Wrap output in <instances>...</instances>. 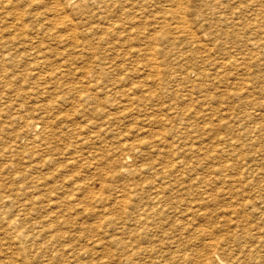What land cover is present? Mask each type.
<instances>
[{"label":"rangeland","instance_id":"rangeland-1","mask_svg":"<svg viewBox=\"0 0 264 264\" xmlns=\"http://www.w3.org/2000/svg\"><path fill=\"white\" fill-rule=\"evenodd\" d=\"M50 1L42 0L41 3L45 2L46 5L42 3L43 6H40V0H25L24 4L27 5L23 4L24 7H21L23 0H16V4L15 0L13 1L15 10L14 8L11 10L21 11L18 13L22 20L20 25L25 23L29 27L26 26L29 32H25L24 35H35V28L40 24L41 27L49 26L43 18L45 14L51 16L48 12L41 13L42 15L36 19L35 17L40 11L44 12L48 9ZM75 1L80 2V6H67L61 14L68 15L65 20H68V23L70 21V26L76 24V40L70 41L68 45L56 44V42L50 44L47 37L45 39V36H38L40 33L37 34L39 37L37 40H44L42 43L50 44L53 48L55 46L57 50L52 52L55 51L56 54L62 51L63 46L70 49V54L65 59L63 55L59 56V53L58 56L52 53L49 56L57 67L55 69L51 63L53 70L64 68V65H61L62 60L63 63L67 62L68 70L66 76L62 77L64 81L82 83L84 86L92 76L93 79L90 78L89 82L97 81L93 85L95 89L88 87L96 97L88 104L91 108L85 104H81L84 109L78 106L80 104L76 103L78 96L75 92L63 91L64 94L68 93V96L62 91L61 94L56 90L54 92L51 89L53 79H50L52 82L49 86V80L45 81L49 78H43L46 76L43 71H51V66H44L43 69L36 71L31 69L25 64H29L28 62L34 59L33 54L24 55V50L20 46L14 50L16 55L13 54L8 60L5 59L4 70L1 69V71L7 70L6 73L9 75L13 71L10 76L12 78H4L0 71V182L3 184V188L0 189L2 194L0 201H4V203L0 202V264H96V262L97 264H130L129 262L135 264V260L140 264L138 260L140 257H137L138 250L139 246L144 245L146 249L143 254L146 255L147 252V256L153 261L152 264H170V261L173 264L175 262L179 264L178 261L180 264H204L200 263L201 261L206 264H217L212 255H207L206 259L200 258V254H205L209 250L208 246L203 244L207 239H204L205 236L213 238L211 240L217 242V246L219 244L214 251L216 255L222 257L225 264H264V0H168L169 2L114 0L106 9H103L102 4L97 1H89L88 4H85L84 0ZM165 1L167 3L164 4ZM187 5L190 6L189 9L193 6L190 11ZM38 6L44 10H40ZM124 7L126 11H122ZM187 9L189 14H186ZM147 11L152 12L149 14ZM158 12L162 13L158 14L159 19H157ZM101 17L106 19L105 22ZM179 17L186 21L187 29L182 31L178 27V30L175 28V31H170L176 21L180 20ZM167 22H173L172 27L169 28ZM102 23L107 30L103 29ZM161 23L169 28L163 29L165 30L163 33L162 29L159 30ZM5 25L3 23L0 27ZM153 26V29L150 28ZM61 28L60 32L65 33L67 29ZM168 30L169 35L166 34ZM3 33L8 36L13 35H11L12 30H5ZM165 35L171 38L170 42L166 43ZM147 37L152 38V42ZM42 43L39 44L41 47L46 46ZM20 48L22 52L19 51ZM112 48L114 49L111 50ZM110 57L113 58L109 59ZM12 61L15 64H11ZM23 61L25 64H22ZM32 62L33 60L30 64ZM111 68L114 75L111 73ZM28 70L30 74L29 77L24 78L25 82L23 78L14 77L16 73ZM102 72L106 77L112 76L106 79ZM33 74L38 76L34 77ZM98 77H102V81L99 82ZM4 80L9 82L4 84ZM45 84L48 86H43ZM40 86H43L42 90L47 89L46 94L40 91ZM187 87H192L193 91ZM184 88H187V91ZM96 89L101 90L96 91ZM19 94L24 97L23 100L17 97ZM58 94L63 97L59 95L61 98L57 101ZM64 98H67L66 101ZM100 98L102 101L98 100ZM104 98L107 99L106 104ZM15 101L20 102L17 106L11 107L13 104H9ZM34 103L46 105L45 109L43 107L41 111L40 109L33 111L31 105ZM64 105L67 107L65 108ZM99 107L101 110L98 109ZM85 108L87 110L89 108V111H84ZM70 111L72 113H69ZM39 112L45 115L48 113L46 118L53 129L58 131H53L54 135L48 136L49 145H52L51 150L47 146L42 149L41 146L31 147L38 143L37 138H34L37 130L26 127L40 120ZM67 113L70 117H67ZM14 115L19 116H17L19 122L17 119H12ZM88 117L89 121L92 119L91 122L95 124L92 128L86 120ZM82 119L85 121L83 122ZM106 119L107 122L98 127L99 123ZM73 123L76 126L75 130L68 128L69 124ZM15 138L17 139L14 140ZM29 138L36 140V143H31ZM232 140L233 142L236 140L235 146L229 144ZM25 143H30L31 146H25ZM73 144L77 145L74 147ZM188 144L191 145L187 147ZM70 145L74 151L69 150L72 148ZM184 146L186 150H181ZM192 146L195 148L192 150L193 153L188 152L192 156L183 153ZM53 148H56V151ZM36 149H40L37 150L38 154L43 153L45 157L42 158L41 154L33 155L31 152ZM52 151L55 153L51 155ZM219 151L226 155H221ZM56 153L58 156L55 155ZM73 153L75 155H72ZM196 154L202 159L207 155H218L213 160H205L206 163L204 159L200 162H197L196 158L193 160ZM68 155L69 157L66 158ZM84 155L88 158H84L86 157ZM46 158L51 160L44 161ZM35 159L40 160L35 162L33 161ZM201 170L204 174H208V177L202 174ZM182 173L183 176H180ZM211 174L216 178H211ZM165 178L169 181L174 178L175 182H178L176 184L172 181L174 185L171 183L169 185L163 182L162 179ZM206 178L211 180L210 188H207L208 185L203 187V184L209 183ZM203 179L206 181L204 182ZM183 185H188L189 188L186 189ZM204 188L206 193L203 191ZM162 189L169 192H163ZM158 192L165 196L158 197L160 195ZM209 198L215 199V203L207 205L201 200ZM48 201L56 204H51L52 202L49 204ZM142 213L146 217L145 225H141ZM185 226L188 227L186 230ZM174 227L177 229H173ZM140 228L145 230L141 242L138 240ZM17 231L20 233L18 234ZM174 231H177V234ZM175 235L176 237L172 238ZM175 243L178 246L179 243L181 244L179 247L183 248L188 257L186 262L181 261L180 258L168 260L172 254L171 249L176 247ZM160 246L165 251L168 248L169 250L165 252ZM63 248L65 251L62 250ZM154 250L158 253L163 252L158 255ZM69 251L71 254L68 253ZM180 251L179 253H182ZM55 253L54 258L57 261L53 258ZM127 254L130 259L124 258ZM198 254L200 256L197 259ZM157 257H161L160 260L163 259L164 262Z\"/></svg>","mask_w":264,"mask_h":264},{"label":"bare ground","instance_id":"bare-ground-1","mask_svg":"<svg viewBox=\"0 0 264 264\" xmlns=\"http://www.w3.org/2000/svg\"><path fill=\"white\" fill-rule=\"evenodd\" d=\"M14 0H0V26L1 25H3V23H4V25H5V22H7L6 23V25L5 26H2V27H0V71H1V69L2 70H4V62H5V59H7L8 60V57H11V56H13V54H15L14 53V50H16L17 49V47H22V49L24 50L23 51V54L25 55V54H27V55H31V53L33 54L32 55V57L34 58V59H32L33 60V62L30 64V62L32 61H30V62H28L29 64H25V62L23 61L22 62V64L24 63L25 65H29L30 67H31V69H35V71L37 70V69H43V67L45 66V67H50L51 66V59L52 58H50L49 59V56H51V53H52V55L53 54H55V55H57L58 56V53H59V56H60V54L61 55H63L62 57L65 59L70 53H69V51H70V49H67L66 47H64L63 46V48H62V51L60 52V51H58L57 52V54H56V52L54 51V52H52L53 50H57V49H55V46H54V48L53 47H51V45L50 44H52V42H56V44L58 43V44H62V45H68V43L70 42V41H74V40H76V36H77V31L75 30L76 29V24H75V26H70V21H69V23L65 20V17H66V15H63V14H61L62 12H64L65 11V8L67 7V6H80L79 5V3L77 2V1H75V0H49L50 1V3H48L49 4V6H47L48 7V9H46V10H44L42 7H41V9H40V7H39V9L40 10H44V12H41L40 11V14H37L36 15V17H35V19L37 18V17H39L40 15H42L41 13H43V14H45V13H47L48 12V14L49 15H51L50 17H48V16H46V14H45V16L43 17L45 20H46V22L48 23H46L47 25H49V26H47V27H41V24L40 25H38L35 29L33 28V31L35 32V35L34 34H32V33H30V34H32L33 36H30L29 34L28 35H24V33L26 32V33H28L27 32V30H28V25L27 24H25L24 23V25H20L21 23H22V20H21V16H20V14H18V13H21V11L20 12H17V11H12L13 10V8L15 7V4H16V0H15V4H14V2H13ZM24 2H22V6L21 7H24L23 6V4L25 3V0H23ZM27 1V0H26ZM39 1V0H38ZM41 1L42 0H40V6H43V5H41L42 3H45V2H47L48 0H45V2H42L41 3ZM44 1V0H43ZM89 1H97V3H100V4H102L101 6H102V8L103 9H106L108 6H110V4L114 1V0H84V2H85V4H88L89 3ZM120 1V0H119ZM166 1H168V0H166ZM164 2V4L165 3H167V2ZM170 1V0H169ZM168 1V2H169ZM177 1H179V0H177ZM160 2H163V1H160ZM174 2V1H173ZM198 2V1H197ZM18 3H20L19 1H18ZM39 3V2H38ZM135 3V2H134ZM139 3V2H138ZM142 3H144V2H142ZM196 3V2H195ZM199 3H200V1H199ZM30 4V3H29ZM28 4V5H29ZM36 4V3H35ZM47 4V5H48ZM175 4V3H174ZM177 4V3H176ZM194 4V3H193ZM24 5H27V4H24ZM45 5H46V3H45ZM44 5V6H45ZM99 5V4H98ZM157 5H158V3H157ZM156 5V6H157ZM171 5V4H170ZM179 5V4H178ZM190 5V4H189ZM100 6V5H99ZM129 6V5H128ZM140 6H142V4L140 5ZM149 6V5H148ZM188 6V5H187ZM200 6V5H199ZM88 7V6H87ZM96 7V6H95ZM130 7V6H129ZM172 7V6H171ZM186 7V6H185ZM193 7V6H192ZM192 7H191V9H192ZM194 7H196L195 5H194ZM11 8H12V10H11ZM17 8V7H16ZM27 8H28V6H27ZM98 8V7H97ZM112 8H114V7H112ZM121 8V7H120ZM128 8V7H127ZM131 8V7H130ZM144 8V7H143ZM169 8V7H168ZM188 9L190 8V6H188L187 7ZM198 8V7H197ZM21 8H19V10H20ZM23 9V8H22ZM67 9V8H66ZM69 9V8H68ZM100 9H101V7H100ZM111 9V8H110ZM109 8H108V10H110ZM114 9H116V8H114ZM145 9V8H144ZM151 9V8H150ZM155 9V8H154ZM158 9V8H157ZM162 9V8H161ZM185 9V8H184ZM188 9H187V12L188 13H186V14H189V11L191 10V9H189V11H188ZM201 9V8H200ZM14 10H15V8H14ZM18 10V9H17ZM28 10H29V8H28ZM42 10V11H43ZM73 10V9H72ZM75 10V9H74ZM86 10V9H85ZM89 10V9H88ZM99 10V9H98ZM120 10V9H119ZM139 10V9H138ZM178 10V9H177ZM24 11H26V8H24ZM115 11H117V10H115ZM115 11H114V14H115ZM122 11H126V9H125V7H124V10H122ZM134 11V10H133ZM144 11H146V9L144 10ZM155 11H156V9H155ZM175 11V10H174ZM193 11V10H192ZM28 13H33V12H31V11H27ZM67 12V11H66ZM111 12V11H110ZM113 12V11H112ZM127 12H128V10H127ZM148 12V11H147ZM152 12V11H151ZM150 11L148 12L149 14L151 13ZM161 12V11H160ZM183 12V11H182ZM195 12V11H194ZM193 12V13H194ZM197 12V11H196ZM199 12V11H198ZM4 13H6V14H4ZM25 13V12H24ZM52 13V14H51ZM89 13V12H88ZM87 12H86V14H88ZM91 13V12H90ZM108 13V12H107ZM141 13V12H140ZM146 13V12H145ZM154 13V12H153ZM173 13H175V12H173ZM192 13V14H193ZM34 14V13H33ZM61 14V15H60ZM103 14H104V12H103ZM123 14V13H122ZM121 14V15H122ZM128 14V13H127ZM129 14H130V12H129ZM132 14V13H131ZM144 14V13H143ZM142 14V15H143ZM158 14H159V12L157 13V16H158ZM162 13H160L159 15H161ZM166 15L168 14V12H166L165 13ZM170 14V13H169ZM176 14H178V12L176 13ZM183 14V13H182ZM30 15H32V14H30ZM57 15V16H56ZM72 15V14H71ZM110 15V14H109ZM115 15H117V14H115ZM124 15V14H123ZM133 15V14H132ZM155 15V14H154ZM184 15V14H183ZM196 15V14H195ZM194 15V16H195ZM198 15V14H197ZM196 15V16H197ZM68 16V15H67ZM76 16H78V15H76ZM101 16H103V15H101ZM105 16V15H104ZM103 16V17H104ZM106 16H107V14H106ZM125 17H128L129 15H124ZM133 16H135V15H133ZM150 16V15H149ZM153 16V15H152ZM151 16V17H152ZM164 16V15H163ZM172 16H173V14H172ZM172 16H171V18H172ZM177 16V15H176ZM175 16V17H176ZM186 16V15H185ZM42 17V16H41ZM81 17V16H80ZM83 17H85V14H84V16ZM87 17H88V15H87ZM122 17V16H121ZM137 17V16H136ZM140 17V16H139ZM142 17V16H141ZM156 17V16H155ZM182 17H184V16H182ZM42 18V19H43ZM74 18V17H73ZM95 18V17H94ZM128 18H130V17H128ZM135 18V17H134ZM144 18V17H143ZM145 18H147L146 17V15H145ZM161 18V17H160ZM180 18V17H179ZM195 18V17H194ZM30 19H33V17H30ZM67 19V18H66ZM100 19V18H99ZM98 19V20H99ZM122 19H123V17H122ZM130 19H132V18H130ZM129 19V20H130ZM136 19H138V18H136ZM135 19V20H136ZM154 19H156V18H154ZM157 19H159V16L157 17ZM169 19V18H168ZM173 19V18H172ZM171 19V20H172ZM175 19V18H174ZM177 19V18H176ZM189 19H192V18H189ZM6 20V21H5ZM18 20H20L19 22H18ZM72 20V19H71ZM101 20H104V22H105V20L106 19H103L102 17H101ZM100 20V21H101ZM109 20V19H108ZM112 20V19H111ZM125 20V19H124ZM123 20V21H124ZM163 19L161 18V21H162ZM170 20V21H171ZM187 20V19H186ZM33 21V20H32ZM32 21H31V23H32ZM43 21V20H42ZM73 21V20H72ZM92 21H93V18H92ZM114 22H115V20H113ZM128 21V20H127ZM134 21V20H133ZM132 21V22H133ZM137 21V20H136ZM141 21V20H140ZM153 21V20H152ZM152 21H149V22H152ZM155 21V20H154ZM158 21V20H157ZM169 21V20H168ZM172 21H174V20H172ZM176 21V20H175ZM37 22V21H36ZM38 22H40V19L38 20ZM74 22V21H73ZM107 22H109V21H107ZM126 22V21H125ZM147 22V21H146ZM148 22V24H150L151 25V23H149ZM156 22V21H155ZM159 22V21H158ZM188 22H192V21H188ZM26 23H27V20H26ZM101 23V22H100ZM134 23V22H133ZM163 23V22H162ZM160 24V26H159V30H161L162 29V33H163V31H165V30H163V29H166V28H168V26L166 25V24ZM166 23V22H165ZM168 23V25H169V28L170 27H172V25H171V23H173V22H167ZM178 23H180V25H177ZM43 24H44V22H43ZM42 24V25H43ZM45 24V25H46ZM68 24H69V26H68ZM72 24V23H71ZM110 24V23H109ZM108 24V25H109ZM124 24H126V23H124ZM129 24H130V22H129ZM134 24H136V23H134ZM143 24V23H142ZM142 24H140L141 26H143ZM188 24V23H187ZM19 25L21 26V27H19ZM44 25V26H45ZM98 25H99V23H98ZM102 25H103V23H102ZM108 25H106V26H108ZM113 26L115 25L114 23L112 24ZM121 25H122V22H121ZM156 25H158L157 23H156ZM26 26L28 27V28H26ZM36 26V25H35ZM67 26V27H66ZM101 26V25H100ZM127 26H128V28H130L129 27V25L127 24ZM132 26V25H131ZM140 26V27H141ZM61 27H64V28H66L67 30L65 31V33H61L60 32V30L62 29ZM96 28H97V26H95ZM120 27V26H119ZM134 27V26H133ZM137 28L139 27V24H138V26H136ZM178 27H180L181 29H182V31L184 30V29H187V25H186V21L183 19H181L180 18V20L178 19L177 21H176V23L173 25V27H172V29H170V31H172V30H176ZM45 28V29H44ZM54 28V29H53ZM106 27L103 25V29H105ZM109 28V27H108ZM116 28H118V27H116ZM123 28V27H122ZM132 28V27H131ZM150 28H154V26L153 27H150ZM155 28H156V26H155ZM168 28V29H169ZM174 28V29H173ZM176 28V29H175ZM179 28V29H180ZM189 28V27H188ZM190 28H191V26H190ZM189 28V29H190ZM19 29L21 30V31H19ZM124 29V28H123ZM158 29V28H157ZM5 30H12V33H11V35L12 36H8V35H6V34H4L3 33V31H5ZM37 30H39L40 32H38ZM50 30H52V31H50ZM102 30V29H101ZM106 30H107V28H106ZM113 30H114V28H113ZM178 30V29H177ZM32 30H31V32H33ZM42 31V32H41ZM109 31V30H108ZM169 30H168V32L166 33V32H164V34L166 33V34H168L169 32H170ZM186 31V30H185ZM191 31V30H190ZM33 32V33H34ZM62 32H64V31H62ZM106 32V31H105ZM113 32V31H112ZM177 32V31H176ZM38 33H40L38 36H41V37H43V36H45V39H46V37H47V40L49 41V42H51L49 45L47 44V43H42V42H44V40L43 41H40V40H37L39 37L37 36V34ZM114 33V32H113ZM183 33V32H182ZM189 33V32H188ZM106 34V33H105ZM160 34H161V31H160ZM170 34V33H169ZM168 34V35H169ZM177 34V33H176ZM180 34H181V32H180ZM184 34V33H183ZM186 34V33H185ZM10 35V34H9ZM108 35V34H107ZM166 37L165 38H167V40H166V43L167 42H170L171 41V38L169 39V37L167 36V35H165ZM174 36V35H173ZM35 37H36V39H35ZM38 37V38H37ZM40 37V38H41ZM150 38V37H149ZM148 37H147V39H149ZM164 38V37H163ZM163 38H162V40H163ZM20 39V40H19ZM25 39H28V40H25ZM44 39V38H43ZM103 39V38H102ZM152 39V38H151ZM151 39H149V41H151ZM16 40H19L18 42H16ZM172 40H173V38H172ZM26 41H28V43L26 42ZM37 41H39V43L37 42ZM46 41V40H45ZM144 41H146V39L144 40ZM155 41V40H154ZM197 41V40H196ZM148 42V41H147ZM152 42V41H151ZM40 43H42L43 45H45L46 44V46H44V47H41L40 45ZM40 44V45H39ZM150 44V43H149ZM152 44V43H151ZM54 45V44H53ZM118 45V44H117ZM120 46V45H119ZM122 46V45H121ZM120 46V47H121ZM151 46V45H150ZM59 47V46H58ZM152 47V46H151ZM114 48H112L111 50H113ZM18 51V50H17ZM19 51H21V48H20V50ZM132 51V50H131ZM22 52V51H21ZM106 52H107V50H106ZM135 52V51H134ZM109 53V52H108ZM124 53V52H123ZM126 53V52H125ZM133 54V53H132ZM16 55V54H15ZM18 55H19V53H18ZM107 56H108V54H106ZM131 55V54H130ZM19 56H21V54L19 55ZM19 56H17L18 58H19ZM123 56V55H122ZM16 57V56H15ZM101 57H102V55H101ZM127 57H129L128 55H127ZM17 58V59H18ZM55 58H56V56H55ZM59 58V57H58ZM63 58H60V59H63ZM104 58H106V56L104 57ZM113 58V57H112ZM111 57L109 58V59H112ZM115 58V57H114ZM124 58H126L125 56H124ZM13 59H14V57H13ZM20 59V58H19ZM23 59V58H22ZM26 59V58H25ZM9 60H12V59H10L9 58ZM21 60V59H20ZM35 60V61H34ZM100 60V59H99ZM107 60V59H106ZM106 60H104V61H106ZM154 60V59H153ZM54 61V60H53ZM59 61V60H58ZM63 61L64 60H62V62H61V65H64V68L63 69H57V70H53L52 69V66H54V64L50 67V69H51V71H48V70H45V71H43V72H45L44 74H46V76H44L43 78H45V77H48L49 79H45V81H47V80H49L50 81V79H53L52 81H48V85L49 86H51L49 83H51L52 82V88L51 89H53V91L55 92V90H56V92H58L59 91V93L61 94V91H62V93H63V91L64 92H75V94H77V96H78V99L76 100V103L77 104H80V105H78V106H81V104H85V105H87V106H89L88 104L89 103H92V101H93V98H96L95 97V93H93L92 91H90L89 90V88L88 87H91V88H94L93 87V85L97 82H95V83H92V80L89 82V79L91 78H89L88 80H87V84L84 86V85H82V83L81 84H76V83H68V81L66 82V81H64L63 79H62V77L64 78L65 76H66V70H68V68H67V62H64L63 63ZM102 61V60H101ZM14 62H18V60L17 61H15L14 60ZM13 61L11 62V64L13 63V64H15ZM20 62V61H19ZM115 62V61H114ZM27 63V62H26ZM112 63V62H111ZM116 63V62H115ZM155 63V62H154ZM19 64H21V63H19ZM97 64V63H96ZM100 64V63H99ZM102 64H104L105 65V63H102ZM101 64V65H102ZM106 64H107V61H106ZM224 64V63H223ZM222 64V65H223ZM18 64H16V66H17ZM25 65H24V67H25ZM98 65V64H97ZM96 65V66H97ZM107 65H110V64H107ZM115 65V64H114ZM117 65V64H116ZM4 66V67H3ZM20 66H22V65H20ZM95 66V65H94ZM99 66V65H98ZM103 66V65H102ZM106 66V65H105ZM24 67H21V68H24ZM55 67V69L57 68L56 66H54ZM113 67V66H112ZM19 68V67H18ZM20 68V69H21ZM28 68V67H27ZM108 68V67H107ZM46 69H49V68H46ZM102 69V68H101ZM100 69V70H101ZM114 69H116V68H114ZM25 70V69H24ZM95 70V69H94ZM105 70V69H104ZM107 70V69H106ZM111 71H112V68L110 69ZM29 71V70H28ZM22 72V73H16V75H14V77H20V78H25V77H29L28 75L30 74V71L29 72ZM46 71H48L47 73H46ZM91 71V70H90ZM96 71H99V70H97L96 69ZM102 71V70H101ZM116 70H114V72H115ZM2 73V76L4 77V78H12V77H10V76H12V72H11V74L9 75L8 73H6L7 72V70H5V71H1ZM33 72V71H32ZM31 72V73H32ZM88 72V71H87ZM106 72L107 71H105V74H106ZM14 73V74H15ZM89 73V72H88ZM103 74L102 75H104V72H102ZM112 73V75H114L113 74V71L111 72ZM110 73V74H111ZM37 74H38V72H37ZM43 74V73H42ZM94 74H96V73H94ZM97 74H99V72L97 73ZM96 74V75H97ZM35 74H33V76H34ZM39 75H41V73H39ZM93 75V74H92ZM101 75V76H102ZM111 75V76H112ZM31 76V75H30ZM36 76H38V75H35L34 77H36ZM43 76V75H42ZM42 76H39L40 78L42 77ZM83 76H84V73H83ZM105 76V75H104ZM108 76V75H107ZM110 76V75H109ZM108 76V77H109ZM110 76V77H111ZM13 77V78H14ZM32 77V76H31ZM30 77V78H31ZM33 77V78H34ZM95 77V76H94ZM100 77V76H99ZM98 77V78H99ZM106 77V76H105ZM108 77H106V79H108ZM86 78H87V74H86ZM102 78V77H101ZM101 78H99L98 79V81L100 82V80H101ZM28 79V78H27ZM66 79V78H65ZM84 79V78H83ZM91 79H93V76H92V78ZM96 79V78H95ZM112 79V78H111ZM67 80V79H66ZM68 80H70V79H68ZM81 80V79H80ZM104 80V79H103ZM26 80L24 79V82H25ZM102 81V80H101ZM193 81V80H192ZM9 81L8 80H4V84H7ZM65 82V83H64ZM83 82V81H82ZM114 82H116L115 80H114ZM189 82V81H188ZM194 82V81H193ZM192 82V83H193ZM46 83V82H45ZM78 83H79V81H78ZM85 83V82H84ZM83 83V84H84ZM102 83V82H101ZM195 83V82H194ZM54 84V85H53ZM99 84V83H98ZM102 84H104V82L102 83ZM106 84H108V81H107V83ZM110 84V83H109ZM111 84H112V80H111ZM114 84V83H113ZM112 84V85H113ZM242 84H246V83H242ZM48 85H43V86H48ZM190 85V84H189ZM36 86H37V84H36ZM43 86H40L39 88L41 89L40 91L41 92H45V94H46V91H47V89L45 88L44 90H42V87ZM103 86V85H102ZM116 86H118V85H116ZM115 86V87H116ZM188 86V85H187ZM244 86V85H243ZM245 86H247V85H245ZM244 86V87H245ZM38 87V86H37ZM101 87V86H100ZM105 87V86H104ZM114 87V86H113ZM190 87V86H189ZM34 88V87H33ZM36 88V87H35ZM49 88V87H48ZM108 88H110V86L108 87ZM107 88V89H108ZM188 88V87H187ZM187 88H184V89H186V91H187ZM251 88V87H250ZM250 88H248V90L250 89ZM95 89V88H94ZM107 89H105L106 91H107ZM112 89V88H111ZM110 89V90H111ZM188 89H191L192 90V87L191 88H188ZM50 90V89H49ZM93 90V89H92ZM98 90H101V89H98ZM97 89H96V91H98ZM113 90H115V89H113ZM179 90V89H178ZM180 90H182L181 88H180ZM263 90H264V88H263ZM262 90V91H263ZM31 91H33V89L31 90ZM183 91V90H182ZM185 91V90H184ZM193 91V90H192ZM191 91V92H192ZM52 92V91H51ZM50 92V93H51ZM92 92V93H91ZM102 92H103V90H102ZM101 92V93H102ZM105 92V91H104ZM116 92V91H115ZM118 92V91H117ZM5 93H7V92H5ZM23 93V92H22ZM53 93V92H52ZM99 93V92H98ZM197 93V92H196ZM199 93V92H198ZM201 93V92H200ZM44 94V95H45ZM48 94V93H47ZM55 94V93H54ZM60 94H58V96H57V101L61 98V97H63V96H61ZM64 94V93H63ZM68 94V93H67ZM67 94H64L65 96H68ZM74 94V95H75ZM112 94H116V93H112ZM112 94H109V95H112ZM192 94V93H191ZM203 94V93H202ZM202 94H200V96L202 95ZM61 97H60V96ZM103 95H104V93H103ZM107 95V94H106ZM108 95V96H109ZM185 95H186V93H185ZM189 95H190V93H189ZM234 95V94H233ZM241 95H243V94H241ZM16 96V95H15ZM51 96H53V97H56L55 95H52L51 94ZM113 96V95H112ZM194 96V95H193ZM199 96V94L197 95V97ZM17 97H19V99H20V97H21V95L19 94ZM26 97V96H25ZM45 97V96H44ZM43 97V98H44ZM47 97H48V95H47ZM47 97H45V98H47ZM59 97V98H58ZM72 97V96H71ZM203 97V96H202ZM23 96L21 97V99L20 100H23ZM42 98V99H43ZM51 98V97H50ZM77 98V97H76ZM106 98V97H105ZM105 98H104V102H105V104H106V101H107V99L105 100ZM108 98V97H107ZM110 98V97H109ZM16 99H18V98H16ZM30 99V98H29ZM47 99H49V98H47ZM65 99V98H64ZM67 99V98H66ZM66 99H65V101H66ZM71 99H73V97L71 98ZM111 99V98H110ZM109 99V101H110V103H111V100ZM128 99V98H127ZM190 99H192V98H190ZM189 99V100H190ZM12 100V99H11ZM14 100V99H13ZM45 100V99H44ZM55 100V99H54ZM74 100V101H75ZM97 100V99H96ZM99 101H102L101 100V98L100 99H98ZM97 100V101H98ZM131 100V99H130ZM201 100V99H200ZM42 101V100H41ZM40 101V102H41ZM65 101H63V104L65 103ZM199 101V100H198ZM16 102V101H15ZM12 102V103H10L9 105H11V104H13V105H11V107H13V106H17L18 104H19V102ZM31 102V101H30ZM29 102V103H30ZM43 102V101H42ZM41 102V103H42ZM45 102V101H44ZM47 102V101H46ZM62 102V101H61ZM68 102V101H67ZM72 102H73V100H72ZM70 103V102H69ZM75 103V102H74ZM75 103V104H76ZM94 103H96V101H94ZM47 104V103H46ZM55 104V103H54ZM98 104H99V102H98ZM112 104V103H111ZM200 104V103H199ZM56 105V104H55ZM54 105V106H55ZM90 105H92L93 106V104H90ZM32 106V108H33V111H35V109H37V110H39L40 109V111L43 109V107L44 106H46V105H44L43 104V106L40 104V105H38V104H32L31 105ZM48 106H49V104H48ZM48 106H47V108H48ZM65 106V105H64ZM63 106V107H64ZM95 106V105H94ZM57 107V106H56ZM60 107V106H59ZM67 106H65V108H66ZM69 107V106H68ZM101 107V106H100ZM100 107L98 108V109H100ZM46 108V109H47ZM51 108V107H50ZM58 108V107H57ZM70 108H73V107H70ZM78 108V107H77ZM81 108H83V106H81ZM89 108H91V106H89ZM89 108H88V110L85 108V110L84 111H86V112H88L89 111ZM94 108V107H93ZM92 108V109H93ZM96 108V107H95ZM94 108V109H95ZM101 108H103V107H101ZM44 109H45V107H44ZM64 109V108H63ZM84 109V108H83ZM83 109H82V111H83ZM91 109V110H92ZM98 109H97V111H98ZM105 109V108H104ZM108 111H110L109 110V108H106ZM53 110H55L54 108H53ZM59 110V109H58ZM80 110V109H79ZM101 110V109H100ZM48 111V110H47ZM64 111V110H63ZM65 111H68V110H65ZM75 111V110H74ZM81 111V110H80ZM83 111V112H84ZM93 111V110H92ZM106 111V110H105ZM44 112H46V111H44ZM55 112H57V111H55ZM102 112H104V111H102ZM38 113V112H37ZM50 113V112H49ZM65 112H63V114H64ZM69 113H72L71 111L69 112ZM69 113H67L68 114V116L67 117H70L69 116ZM99 113H101V112H99ZM107 113V112H106ZM190 113V112H189ZM39 114H40V120L38 121V122H33V123H31L29 126L27 125V127H26V129H28V128H31L32 130H37V134L35 135V137L34 138H37V141H38V143L36 144V145H29L30 143H25V146L26 145H29V146H31L32 148L33 147H36L37 146V148H40V147H38V146H41V149L42 148H46V146H47V148L49 149V150H51L52 148V145H49L50 143L48 142V138L50 137V136H53L54 135V132L53 131H57V130H54L53 129V126H51V124L49 123V121H48V118H46L47 116V114L48 113H46V115L45 114H42V113H40L39 112ZM42 114V115H41ZM52 114V113H51ZM75 114V113H74ZM91 114V113H90ZM89 114V115H90ZM94 114H95V112H94ZM103 114V113H102ZM102 114H100V115H102ZM112 114V113H111ZM110 114V115H111ZM59 115H62V114H59ZM71 116L73 115V114H70ZM83 117H84V115H85V113H84V115L83 114H81ZM98 115V114H97ZM104 115V114H103ZM102 115V116H103ZM190 115H191V113H190ZM18 115H14L13 117H12V119L14 120V119H17L18 120V117H17ZM48 116H50V115H48ZM64 116V115H63ZM62 116V117H63ZM65 116H66V114H65ZM77 116V115H76ZM80 116V115H79ZM82 116H81V118H82ZM95 117H96V115H94ZM99 116V115H98ZM107 116V115H106ZM78 117V116H77ZM92 118H95V117H93V116H91ZM100 117V116H99ZM109 117V116H108ZM108 117H107V119H108ZM186 117V116H185ZM187 117H189V116H187ZM51 118H52V116H51ZM53 118H55V117H53ZM71 118H73V117H71ZM70 118V119H71ZM80 118V119H81ZM79 119V120H80ZM101 119V118H100ZM105 119V118H104ZM107 119L105 120V121H102V122H100L99 123V126L98 127H100V125H102L104 122H107ZM186 119V118H185ZM52 120H54V119H52ZM57 120V119H56ZM68 120V119H67ZM83 120V119H82ZM86 120L90 123V125L89 126H91V128L95 125V124H93V122H91L92 121V119H90V121H89V117L88 118H86ZM97 120H98V118H97ZM96 120V121H97ZM59 121H60V119H59ZM58 121V122H59ZM85 120H83V122H84ZM94 121V120H93ZM109 121V120H108ZM18 122H19V120H18ZM82 122V123H83ZM71 123H72V121H71ZM110 123V122H109ZM241 123V122H240ZM53 124H55L56 125V123H53ZM66 124V123H65ZM77 124V123H76ZM97 124H98V121H97ZM187 124V123H186ZM243 124V123H242ZM241 124V125H242ZM68 125V124H67ZM75 124L73 123V124H69V127L68 128H70V129H73V130H75L76 129V126H74ZM78 125V124H77ZM107 125V124H106ZM59 126H61V125H59ZM64 126V125H63ZM62 126V127H63ZM86 127V126H85ZM97 127V126H96ZM105 127H107V126H105ZM104 127V128H105ZM14 128V127H13ZM18 129H19V127H17ZM56 128H58L57 126H56ZM67 128V127H66ZM81 128H84V127H81ZM86 128H88V127H86ZM101 128H103V126L101 127ZM100 128V129H101ZM186 128V127H185ZM78 129H79V126H78ZM99 129V128H98ZM60 130V129H59ZM68 130V129H67ZM83 130V129H82ZM86 130V129H85ZM89 130V129H88ZM95 130V129H94ZM102 130V129H101ZM105 130V129H104ZM107 131H108V129H106ZM19 131V130H18ZM91 132L93 131V130H90ZM28 132V131H27ZM58 132V131H57ZM62 132V131H61ZM67 132V131H66ZM68 132H70L69 130H68ZM73 132V131H72ZM75 132V131H74ZM82 132V131H81ZM95 132V131H94ZM106 132V131H105ZM25 133V132H24ZM103 133V132H102ZM16 134H17V132H16ZM26 135H27V133H25ZM29 134V133H28ZM57 134V133H56ZM71 134V133H70ZM75 134H77L76 132H75ZM80 134V133H79ZM82 134V133H81ZM69 135V134H68ZM92 135H94V134H92ZM96 135V134H95ZM98 135V134H97ZM31 136V135H30ZM49 136V137H48ZM57 136V135H56ZM70 136V135H69ZM76 136V135H75ZM79 136V135H78ZM19 137V136H18ZM28 137V136H27ZM55 137V136H54ZM64 137H66V136H64ZM72 137V136H71ZM80 137V136H79ZM89 137V136H88ZM59 138V137H58ZM57 138V139H58ZM60 138H62V136H60ZM74 138V137H73ZM81 138V137H80ZM79 138V139H80ZM90 138H91V135H90ZM93 138V137H92ZM96 137L94 136V138L93 139H95ZM238 138V137H237ZM240 138V137H239ZM238 138V139H239ZM17 138H15L14 140H16ZM32 139V138H31ZM30 138H29V140H31ZM67 139H68V137H67ZM71 139V138H70ZM51 140V139H50ZM59 140V139H58ZM61 141H62V139H60ZM64 140V139H63ZM69 140V139H68ZM73 140V139H72ZM75 140H77V139H75ZM74 140V141H75ZM36 140H31V143H33V142H35ZM53 141V140H52ZM54 141H55V139H54ZM83 141V140H82ZM93 141V140H92ZM201 141V140H200ZM16 142H18V141H16ZM21 142V141H20ZM234 142H236V140L234 141ZM233 142V140L232 141H229V144H231V146H235V143ZM36 143V142H35ZM59 143V142H58ZM64 143V142H63ZM62 143V144H63ZM71 143V142H70ZM94 143V142H93ZM96 143V142H95ZM201 143V142H200ZM202 143H203V141H202ZM209 143V142H208ZM213 143V142H212ZM13 144H15V143H13ZM18 144V143H17ZM55 144H56V142H55ZM68 144V143H67ZM185 144V143H184ZM191 144H192V141H191ZM191 144H188L187 145V147L188 146H190ZM195 144V143H194ZM207 144V143H206ZM16 145V144H15ZM58 145V144H57ZM74 145H77V144H73V146ZM80 145V144H79ZM183 145V144H182ZM181 145V146H182ZM193 145V144H192ZM212 145V144H211ZM71 146V145H70ZM86 146V145H85ZM88 146H91V145H88ZM194 146V145H193ZM192 146V148L190 147L189 148V150L188 151H186V152H184L183 151V153L184 154H189V153H191L192 152V150L193 149H195L194 147ZM15 147V146H14ZM67 147V146H66ZM72 147V146H71ZM75 147V146H74ZM77 147H79V146H77ZM76 147V148H77ZM95 147H97L96 145H95ZM32 148L30 149V151L32 150ZM65 148V147H64ZM68 148H69V146H68ZM75 148V149H76ZM80 148V147H79ZM197 148V147H196ZM35 149V148H34ZM56 148H53V150H55ZM58 149V148H57ZM71 149H73V151H74V148L72 147V148H69V150H71ZM78 149V148H77ZM198 149V148H197ZM37 150L38 149H36V150H33L31 153H33V155H37L38 154V152H37ZM40 150V149H39ZM38 150V151H39ZM61 150V149H60ZM87 150H89V148L87 149ZM181 150H186V147L184 146V147H181ZM56 151V150H55ZM58 151H59V149H58ZM57 151V152H58ZM62 151V150H61ZM82 151V150H81ZM86 151V150H85ZM92 151V150H91ZM90 151V152H91ZM94 151V150H93ZM92 151V152H93ZM96 151V150H95ZM94 151V152H95ZM97 151H98V149H97ZM96 151V152H97ZM195 151V150H194ZM37 152V153H36ZM88 152V151H87ZM189 152V153H188ZM195 152H198V150L197 151H195ZM220 152V151H219ZM49 153V152H48ZM53 153H55L54 151H52V153H51V155L53 154ZM59 153V152H58ZM65 153H66V148H65ZM71 153V152H70ZM193 153V152H192ZM200 153L202 154L203 152H201L200 151ZM199 153V154H200ZM221 153V155H226L225 153H222V152H220ZM39 154H43V153H39ZM38 154V155H39ZM44 154H46V153H44ZM79 154V153H78ZM88 154V153H87ZM90 154V153H89ZM88 154V155H89ZM92 154V153H91ZM94 154V153H93ZM204 154V153H203ZM213 154V153H212ZM55 155H57L58 156V154L56 153ZM62 156H63V154H61ZM66 155V154H65ZM72 155H75L74 153L72 154ZM80 155V154H79ZM190 156H192L191 154H189ZM218 155V154H217ZM216 155V156H217ZM43 156V155H42ZM41 156V157H42ZM54 156V155H53ZM52 156V157H53ZM71 156V155H70ZM84 156H86V155H84ZM83 156V157H84ZM92 156V155H91ZM95 157H96V155H94ZM215 155H207V156H204L203 157V159L201 158V157H198V155L196 154V155H194V157H193V160L196 158V160H197V162H200V160H203V161H205V160H213V159H215V157H216ZM33 157V156H32ZM40 157V159H42V158H44L45 156H43L42 158ZM48 157V156H47ZM51 157V158H52ZM61 157V156H60ZM64 157V156H63ZM67 157H69V155L68 156H66V158ZM81 157V156H80ZM93 157V156H92ZM91 157V158H92ZM94 157V158H95ZM123 157V156H122ZM126 157H128V156H126ZM38 158H39V156H38ZM51 158H46V159H44V161H46V160H51ZM65 158V159H66ZM84 158H88L87 156L86 157H84ZM123 158H125V156L123 157ZM34 159V158H33ZM40 159H38V160H33V161H35V162H39V160ZM80 159V158H79ZM82 159V158H81ZM53 160V159H52ZM42 161V160H41ZM206 162V161H205ZM214 162V161H213ZM46 163V162H45ZM207 163V162H206ZM209 163H210V161H209ZM201 164V163H200ZM204 164V163H203ZM202 164V165H203ZM211 164V163H210ZM209 164V165H210ZM201 165V166H202ZM205 165V164H204ZM208 165V164H207ZM197 166H198V164H197ZM212 166V165H211ZM210 166V167H211ZM214 167V166H213ZM197 168V167H196ZM199 169V168H198ZM197 169V170H198ZM202 169H203V166H202ZM205 169V168H204ZM203 169V170H204ZM206 169H207V167H206ZM196 170V169H195ZM194 170V171H195ZM208 170V169H207ZM214 171H215V169H213ZM198 172V171H197ZM196 172V173H197ZM201 172H202V170H201ZM185 173V172H184ZM195 173V174H196ZM199 173V172H198ZM207 173V172H206ZM194 174V173H193ZM201 174V173H200ZM202 174H204L203 172H202ZM210 174V173H209ZM213 174V173H212ZM211 174V178L212 177H215L216 178V176H213ZM186 175H188V173L186 174ZM190 175V174H189ZM204 175H206V174H204ZM167 176H169V175H167ZM173 176H176V175H173ZM180 176H183V173L182 174H180ZM191 176V175H190ZM207 177H208V174L206 175ZM165 176H163V178H164ZM177 177H178V175H177ZM205 177V176H204ZM210 177V176H209ZM218 177V176H217ZM166 178H168V177H166ZM165 178V179H166ZM170 178V177H169ZM168 178V179H169ZM174 178H176V177H174ZM174 178H172L171 180L172 181H174V183H176L177 184V182H175V180L176 179H174ZM181 178H183V177H181ZM197 178V177H196ZM210 178V179H211ZM215 178H214V180H215ZM156 179V178H155ZM162 179L163 180V182L164 183H168L169 185H171L172 184V181H169L168 179ZM178 179H180V178H178ZM194 179V178H193ZM206 179H208V178H206ZM206 179H203V181L205 182L206 181ZM218 180H219V177L217 178ZM165 180V181H164ZM168 180V181H167ZM194 181H195V179H194ZM209 181H211V180H209L208 179V182ZM188 182V181H187ZM214 181H212V183H213ZM171 183V184H170ZM190 183H193V182H190ZM207 183V182H206ZM203 184V187H204V185H208V187L207 188H210V183L211 182H209L208 184ZM188 184V183H187ZM172 185H174V184H172ZM182 185V184H181ZM190 185V184H189ZM176 187L178 186V185H175ZM184 186V185H183ZM182 186V187H183ZM187 186V187H186ZM186 186H184L186 189L187 188H189L188 187V185H186ZM191 186V185H190ZM212 186H214V185H212ZM174 187V186H173ZM179 187V186H178ZM177 187V188H178ZM193 187V186H192ZM191 187V188H192ZM206 187V186H205ZM3 188V184H2V182H0V189H2ZM167 188H168V186H167ZM166 188V189H167ZM166 189L164 190V189H162V191L163 192H165L166 191ZM169 189H171V187H169ZM169 189H167V190H169ZM175 189V188H174ZM174 189H172V191L174 190ZM155 191V190H154ZM158 191H160V190H158ZM169 191H171V190H169ZM169 191H166L167 193L169 192ZM175 191V190H174ZM198 191V190H197ZM203 191L206 193V191H205V188L203 189ZM187 192V191H186ZM161 193V192H160ZM159 192H158V194H160ZM200 193V192H199ZM204 193V194H205ZM1 194V193H0ZM12 194V193H11ZM156 194H157V191H156ZM170 194V193H169ZM2 195V194H1ZM1 195H0V197H1ZM160 196H165L164 194L163 195H159L158 197H160ZM4 197V196H3ZM12 199H14V197H11ZM206 198V197H205ZM1 200V199H0ZM4 200V199H3ZM6 200H8V199H6ZM196 200H198V199H196ZM204 203H206L207 205H210V204H212V203H215V199H213V198H209L208 200H203V199H201ZM9 201V200H8ZM212 201H214V202H212ZM0 202H3L4 203V201H0ZM40 202V201H39ZM49 202V201H48ZM52 201H50L49 202V204L51 203ZM2 204V203H1ZM51 204H56V203H54V202H52ZM39 205V204H38ZM189 211H191V209H189ZM143 214V216H140V219H141V225H145L146 224V217L144 216V213H142ZM147 217H149L148 215H147ZM182 217H183V215H182ZM182 219V218H181ZM8 221V223H10V221L9 220H7ZM170 221V220H169ZM180 221V220H179ZM172 222V221H171ZM171 222H170V224H171ZM176 222H177V220H176ZM181 222V221H180ZM7 223V224H8ZM175 223V222H174ZM13 224V223H12ZM177 224V223H176ZM182 224V223H181ZM171 225H173V224H171ZM170 225V226H171ZM183 225V224H182ZM13 227V226H12ZM177 227H179V225L177 226ZM177 227L175 228H173V229H177ZM183 227V226H182ZM186 227L187 226H185L184 227V229L186 230ZM142 228V227H141ZM140 228V232H139V236H138V240L140 241L142 238H143V235H144V228H143V230ZM170 229L172 228V226L171 227H169ZM180 228H181V226H180ZM179 228V229H180ZM188 228V227H187ZM172 229V230H173ZM178 229V230H179ZM172 230H171V233H172ZM182 231V230H181ZM174 232H176V234H177V231H174ZM173 232V233H174ZM17 233H18V231H17ZM20 233V232H19ZM18 233V234H19ZM146 233V232H145ZM170 233V234H171ZM184 233V232H183ZM17 234V235H18ZM170 234H169V236H170ZM175 234V233H174ZM180 234V233H179ZM20 236H22V235H20ZM146 236V235H145ZM172 236V235H171ZM178 236V235H177ZM19 237V236H18ZM174 237H176V235L175 236H173L172 238H174ZM180 237V236H179ZM52 238V237H51ZM207 238V239H206ZM21 239V238H20ZM179 238L177 237V240H178ZM203 239V238H202ZM204 239H206V241H204V243L203 244H206L208 247L207 248H209V250L205 253V254H198V255H196L197 256V259H198V257L200 256V258H203V257H205V259H206V256L207 255H212L214 258H215V260H216V262L215 263H217V264H225L224 263V260L222 259V257L221 256H219V255H216V251H214V249H216L218 246H219V244H218V246H217V242H215V241H213V240H211V239H213V238H209V237H207V236H205L204 237ZM51 240V239H50ZM174 240V239H173ZM52 241H54V240H52ZM142 241V240H141ZM140 241V242H141ZM181 241V240H180ZM50 242V241H49ZM144 242V241H143ZM142 242V243H143ZM172 243L173 242H178V241H171ZM180 243H182V241L180 242ZM179 243V246H181V244ZM171 244V243H170ZM176 244V243H175ZM174 244V245H175ZM139 245H143V244H139ZM162 245H163V243H162ZM164 245H165V243H164ZM172 245V244H171ZM165 246H167V245H165ZM177 244H176V247L175 248H173V249H171V251L172 252H170V253H172L171 254V256H167L168 258H170V259H168L169 261L170 260H172L173 258H174V260H176V259H178V258H180L181 259V261L183 260V261H187L188 260V257H187V255L184 253V251H183V248H181V247H179ZM212 246H213V248H212ZM140 248H139V250H138V253H139V256L137 255V257H140L138 260H139V262H140V264H152L153 263V261L151 260V259H149V257L147 256V252H146V255L145 254H143L144 253V251H145V245L144 246H139ZM142 247V248H141ZM161 247V246H160ZM160 247H159V249H160ZM168 247V246H167ZM182 247H184V246H182ZM161 248H163V247H161ZM181 248V249H180ZM67 249H69V248H67ZM126 249V248H125ZM124 249V250H125ZM153 249H155L154 247H153ZM153 249H151V250H153ZM157 249V248H156ZM158 249V250H159ZM62 250H64L65 251V249L63 248ZM157 250V251H158ZM161 250V249H160ZM167 251L169 250V248L168 249H166ZM180 250H182V251H180ZM127 251V249L125 250V252ZM129 251V250H128ZM155 252H156V250H154ZM163 251H165L164 250V248H163ZM163 251H159V253L160 252H163ZM167 251H165V252H167ZM178 251V253H176ZM179 251L180 252H182V253H179ZM153 252V251H152ZM151 252V253H152ZM64 253H66V252H64ZM68 253H70V251L68 252ZM131 253V252H130ZM150 253V254H151ZM156 253H158V252H156ZM156 253H155V255H156ZM159 253H158V255H159ZM169 253V254H170ZM198 253V252H197ZM204 253V252H203ZM52 254V253H51ZM71 254V253H70ZM75 254V253H74ZM132 254H134L133 252H132ZM132 254H130L131 256H132ZM149 254V253H148ZM166 254V253H165ZM55 255H56V253L54 254V256H53V258L55 257ZM77 255H78V253H77ZM162 255V254H161ZM52 256V255H51ZM59 256V255H58ZM57 256V257H58ZM157 256V255H156ZM164 256V255H163ZM163 256H161V257H163ZM161 257H157V259L158 260H160V258ZM48 258V257H47ZM52 258V257H51ZM119 258H120V256H119ZM125 259H127V258H129L130 259V256L127 254V256H125L124 257ZM164 258V257H163ZM55 259V258H54ZM58 259V258H57ZM120 259H122V258H120ZM140 259H141V261H140ZM164 259H166V257L164 258ZM166 259V260H167ZM179 259V260H180ZM204 259V260H205ZM47 260V259H46ZM56 260V259H55ZM107 260H109V259H107ZM155 260H156V257H155ZM163 259H161L160 261H162ZM173 260V262H175ZM51 261V260H50ZM57 261V260H56ZM98 261V260H97ZM101 261V260H100ZM103 261V260H102ZM106 261V260H105ZM104 261V262H105ZM131 261V260H130ZM48 263H49V261H47ZM52 262V261H51ZM104 262H102V263H104ZM107 262V261H106ZM119 262V261H118ZM162 262H164V260L162 261ZM166 262V261H165ZM172 261H170V264H173V263H171ZM197 262H199V261H197ZM213 262V261H212ZM42 263V262H41ZM44 263V262H43ZM108 263V262H107ZM120 263V262H119ZM130 264H131V262H129ZM169 263V262H168ZM178 263L180 264V262L178 261ZM200 263H204V264H206L204 261H201ZM68 264V263H67ZM96 264H97V262H96ZM120 264H122V263H120ZM135 264H137L136 263V260H135ZM154 264H156V263H154ZM175 264H176V262H175ZM182 264H184V263H182Z\"/></svg>","mask_w":264,"mask_h":264}]
</instances>
